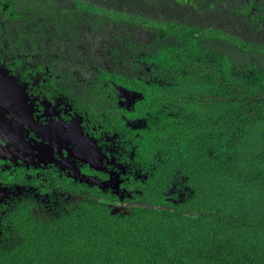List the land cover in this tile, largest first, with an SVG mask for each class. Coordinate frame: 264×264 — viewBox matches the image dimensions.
<instances>
[{
    "label": "trees",
    "instance_id": "trees-1",
    "mask_svg": "<svg viewBox=\"0 0 264 264\" xmlns=\"http://www.w3.org/2000/svg\"><path fill=\"white\" fill-rule=\"evenodd\" d=\"M0 2V57L28 77L42 55L36 81L48 67L41 87L90 134L60 155L89 170L117 160L132 194L118 210L56 166H22L0 264H264V0L241 16L230 8L247 0Z\"/></svg>",
    "mask_w": 264,
    "mask_h": 264
},
{
    "label": "flooded vegetation",
    "instance_id": "flooded-vegetation-1",
    "mask_svg": "<svg viewBox=\"0 0 264 264\" xmlns=\"http://www.w3.org/2000/svg\"><path fill=\"white\" fill-rule=\"evenodd\" d=\"M227 2H233L234 0H226ZM250 0H247L246 4H235L233 8H230L233 15H237L240 12L243 13L244 9H246L247 4H249ZM256 1V0H255ZM1 3V2H0ZM226 3H224L225 6ZM246 6V7H245ZM6 4H0V28L6 30L7 27V20L3 15H6ZM227 6H225L226 8ZM229 8V7H228ZM240 13V16L242 15ZM244 22L243 19H236L235 21H232L231 23L234 25L235 23ZM244 27V26H243ZM243 27L241 29H243ZM249 24L247 27H245V30L243 32H249ZM3 35V31L0 30V36ZM1 39V38H0ZM7 41L4 42V44L7 46ZM58 43V42H57ZM13 56H5L0 57L1 61L3 62V66L5 65L6 61L11 60ZM11 58V59H10ZM33 60V61H32ZM31 60V68L29 69V73L33 74V79L38 80L40 77L42 78V74L38 69V66L42 64L44 61L42 55L33 56V59ZM45 60H47V57H45ZM35 61V62H34ZM8 64V63H6ZM9 67V64H8ZM19 69H22L20 67ZM45 73H48V77L44 80L41 79L40 82H50L51 81V73L47 72L48 67L44 68ZM16 72L17 70H7ZM39 82L40 86L41 83ZM50 87L43 88L42 92H44L47 96L50 94ZM54 94L51 95L53 97ZM66 103H68L69 100H71L69 97H66ZM125 102H129L126 101ZM122 104V103H121ZM68 105V104H67ZM129 106V104H128ZM73 110V109H72ZM71 114L74 115L71 111ZM64 121H67L70 115L65 114ZM59 118V117H57ZM56 118V119H57ZM84 120L80 119V125L82 127V123ZM141 123H143L142 119L137 120H130L129 124L134 126V128H137L141 126ZM83 130H86V128H83ZM38 133V134H37ZM56 142V139L50 134L48 131H41L36 132L33 131L31 133H24L23 135L13 138V139H0V212L3 213V205H7L9 201H13V197H19V195L22 192V184L13 183L8 184L9 178L11 174L15 171H18L24 166L26 169L31 168V170H35L37 168L42 169H50L53 168V166H56L61 172L62 169L66 167V165H71V162H74L77 164V168L79 170V175L83 177V179L75 178L76 180L80 182H85V180L88 179V184L95 186V181L100 183H107L110 179L111 182L117 181V186L115 190L109 189V187H101L103 190H105L106 193L115 194L118 199L122 203H116V207L118 210L124 209L126 206L125 198L126 196H130L132 198V194H126L128 192L129 188H126V181H128V178L126 177V169L121 166L117 160H112L111 157L106 158L104 163H101L99 167H96L94 170H89L86 168L85 164L76 162L74 160H71L69 158H63L67 157V155L61 156L55 149H54V143ZM59 155V156H58ZM60 159L62 162L60 163ZM121 166L122 168H119ZM68 169H66L64 172L67 174ZM69 170L68 172H70ZM11 172V173H9ZM114 174L117 175V179L114 180ZM85 179V180H84ZM129 189V190H128ZM13 196V197H11Z\"/></svg>",
    "mask_w": 264,
    "mask_h": 264
},
{
    "label": "rangeland",
    "instance_id": "rangeland-1",
    "mask_svg": "<svg viewBox=\"0 0 264 264\" xmlns=\"http://www.w3.org/2000/svg\"><path fill=\"white\" fill-rule=\"evenodd\" d=\"M137 37L148 38L144 32ZM6 63L3 66L0 59V139L48 131L56 139L54 149L61 154L63 149H70L66 143L71 145L82 131L85 137L90 135L87 130H82L80 120L71 114L73 107L67 105L66 100L60 103V98L47 96L38 81L29 80L35 78L33 72L28 77L22 76V69L9 72ZM63 114L70 115L67 121L56 119ZM90 143L89 139H84V142L78 141V146Z\"/></svg>",
    "mask_w": 264,
    "mask_h": 264
},
{
    "label": "water",
    "instance_id": "water-1",
    "mask_svg": "<svg viewBox=\"0 0 264 264\" xmlns=\"http://www.w3.org/2000/svg\"><path fill=\"white\" fill-rule=\"evenodd\" d=\"M123 91L124 92H126L124 89H123ZM130 95L131 96H135L136 94L135 93H130ZM62 162V161H61ZM75 164V163H74ZM74 164H72L71 163V165H66V169H68V170H72L69 174H68V176H70V177H72V178H79V179H81V177H79L80 175H79V170H78V168H76V166L74 165ZM119 168H122L121 166H119ZM78 176V177H77ZM117 179V175L116 174H114V180H116ZM82 180V179H81ZM85 180V179H84ZM85 182H88V179L87 180H85ZM117 181H115V182H111V179L107 182V183H100V182H97V181H95V185H97V186H99V188H101V187H104V188H106V187H109V189H112V190H115V188H116V186H117Z\"/></svg>",
    "mask_w": 264,
    "mask_h": 264
},
{
    "label": "clouds",
    "instance_id": "clouds-1",
    "mask_svg": "<svg viewBox=\"0 0 264 264\" xmlns=\"http://www.w3.org/2000/svg\"><path fill=\"white\" fill-rule=\"evenodd\" d=\"M141 40L143 41V40H145V39L142 38ZM145 41H146V40H145ZM125 91H126V92H124V91L122 90V92H123V95H122V96H123L124 100H126V101H130V102L133 104V103L135 102L134 98H139V96H138L135 92H133V93H135L136 95H135V96H131L130 93H132V91H128V90H125ZM61 161H62V160L60 159L59 162L61 163ZM82 162H83V161H82ZM71 163L74 164V162H71ZM74 165H75L76 168H77V164L75 163ZM123 168L125 169L124 166H123ZM62 170L65 171L66 168H63ZM68 171H69V170H68ZM68 171H67V176H68V174H69L72 170H71L70 172H68ZM77 177H78V176H77ZM79 177H81V176H79ZM81 179H83V177H81Z\"/></svg>",
    "mask_w": 264,
    "mask_h": 264
}]
</instances>
